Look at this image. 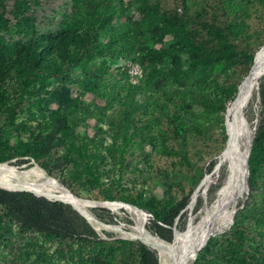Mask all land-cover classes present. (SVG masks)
<instances>
[{"label":"trees","instance_id":"obj_1","mask_svg":"<svg viewBox=\"0 0 264 264\" xmlns=\"http://www.w3.org/2000/svg\"><path fill=\"white\" fill-rule=\"evenodd\" d=\"M6 1L12 3L8 12L21 27V33L27 36L29 49L27 60L10 62L0 75V105L10 101L7 109L14 118L21 110L18 98L30 86L36 93L49 94L57 104L49 114H40L36 124L24 131L26 152L47 174L69 188H72L71 180L93 178L103 191L99 200L120 199L141 207L130 196L120 193V180L110 176V169L137 168L138 158L150 166L154 152L185 153L184 143L188 144V140L184 131L191 100L185 90L186 73L218 62L231 64L245 58L243 52L235 49L234 37V24L245 22V12L235 13L229 20L226 9L222 17L215 13L221 6L211 8L210 12L201 7L195 13L189 0H135L140 18L134 21L133 28L121 34L120 47L124 56L137 59L145 66V76L143 84L118 81L102 84L105 103L113 106L115 102V107L121 111L122 119L115 121L109 118L105 108H91L74 95L64 69L66 64H79L98 52L114 53L110 49L114 44L112 40L99 38L100 30L109 24L112 0H66L69 10L65 8L57 22L58 28L50 34L42 31L32 17L34 7L45 0H0V25L7 23L4 17L7 11L1 8ZM220 2L225 8L222 0L214 4ZM54 33L61 34L60 44ZM164 35H169L172 43L153 48L151 44L161 41ZM58 45L64 48L66 64L55 60L53 50ZM179 52L188 56V71L183 68ZM253 58V54L247 58L248 69ZM97 78L99 76L94 75V80ZM258 93L264 116V75L259 81ZM138 95L144 98L139 106L147 107L140 127H136L131 118L139 111V106L132 105ZM194 100L202 102L204 97L197 95ZM92 117L96 120L91 125ZM225 133L227 141L226 127ZM154 137L161 139L158 147L151 144ZM168 140H177V146L167 145ZM2 146L0 142V151ZM254 150L255 142L248 158L250 188L256 174L254 165L262 159ZM215 162L216 159L210 163L208 172ZM225 177L222 169L211 193L219 190ZM104 178L110 179L108 186ZM213 198L211 194L208 202ZM189 201L190 195L187 202L183 199L178 204H161L152 209L151 223L161 238L173 239L171 226ZM198 203L201 204L199 200ZM245 207L246 202L243 209ZM90 210L99 220H117L113 210L106 207ZM240 217L242 211L238 209L231 228L219 237H209L197 256L204 258L207 264H212L214 259L228 264H264V233L260 232L258 239L248 234ZM103 234L69 203L0 187V264H130L134 258L137 264H160L157 251L145 243L114 237L110 231L103 230ZM207 256L211 258L206 260Z\"/></svg>","mask_w":264,"mask_h":264},{"label":"rangeland","instance_id":"obj_2","mask_svg":"<svg viewBox=\"0 0 264 264\" xmlns=\"http://www.w3.org/2000/svg\"><path fill=\"white\" fill-rule=\"evenodd\" d=\"M189 1L195 13L201 7L210 12L211 8L216 9V6H221V8L217 7L215 13L222 17L224 16L222 12L226 9L229 20L233 19L235 13L245 12L243 14L245 22L242 25L241 23L234 24L236 31L234 36L236 37L235 49L238 52H243L245 58L231 64L218 62L186 73L185 82L188 85L185 90H187V97L191 100L187 108V123L185 124L187 129L184 131L187 134L188 144L184 143L186 147L183 155L181 152L163 154L154 152L150 159V166L144 165V159L138 158L137 168L123 166L121 169L118 167L110 169V176L120 180L122 189L120 193L130 196L132 200L141 206L138 207L146 213H150L152 209L161 204H178L183 199H186L187 202L190 195L189 203L187 205L185 203L186 207L175 217L171 226L173 228V239L174 231H185L190 222H195L200 218L204 206L210 203L208 202L210 195L216 196L218 190L214 192L215 195L211 191L221 175V171H215L214 167L226 146L224 112L228 103L236 95L239 83L250 70L252 64L248 69V56L253 54L254 57L257 50L264 44V0H222L225 8L222 7L221 2L217 5L214 4L216 0ZM11 4L10 1H6L1 7L7 11L4 15L7 23L6 25H0V75L10 62L23 61L28 58L29 41L27 36L21 33V27L15 24L13 15L8 12ZM136 5L135 0L111 1V12L108 14L109 24L100 30L99 38L103 41L112 40L114 44H111L110 49L114 51L113 54L108 53L109 51L98 52L94 57L85 59L79 64H66L63 60L65 52L62 45H58L53 50L56 62L66 64L64 69L67 74V81L72 86L74 95L80 97L81 101L90 105L91 108H105L109 118L115 121L121 118V111H118V108L115 107V102L113 106L105 103L102 84L109 81L143 84L145 76V66L139 63L137 59L124 56L120 47L121 40L119 38L121 34L129 31V28H133L134 21L140 18ZM65 8L69 10V4L66 0H45L43 4L34 7V11L32 10L33 21L42 31H47L50 34L58 28L57 22L60 20ZM53 35L57 37V44H60L61 34L54 33ZM171 43L172 38L169 35H164L161 41L152 43L151 46L153 48L167 47ZM178 54L183 68L188 71L190 61L187 54L185 52H179ZM157 57L160 56L157 55ZM246 69H248L247 72ZM94 75L99 76V78L94 80ZM259 81L250 102L245 108V115L253 130L254 153L256 155L261 154L262 159L260 163L254 165L256 174L253 177L251 188L248 184V190L246 187L239 190L236 209V211L238 209L242 211V217L240 218L248 234L250 233L251 236L256 235L257 239L259 234L264 233V116L263 104L258 93ZM197 95L204 97V101L194 100ZM142 100H144L143 96L138 95L137 102H133L132 105L138 107L142 105ZM18 101L21 110L17 112L14 118L11 117L10 111L7 109L10 101L5 105H0V142L3 145L0 151V163H7L19 170H24L38 164L25 150L27 137L24 131L31 129L36 124L37 118L41 116L40 114H49L56 108L57 104L49 98V94L36 93L32 86L23 92V96L19 97ZM145 109L147 107L143 104V106H139V111L135 115L132 114L131 118L136 127L141 126ZM95 120L92 117L91 125L94 124ZM102 124L107 128V124L103 122ZM160 140L154 137L151 144L158 147ZM166 144L177 146V140H168ZM214 159H216V162L211 171L208 172V166ZM107 162L109 161L107 160ZM222 169L226 172L225 165ZM102 180H104V184L108 183L106 186L109 185L110 179L104 178ZM35 182L41 183L43 180L36 179ZM69 182L72 188L66 187L72 192L73 190L77 191L79 193L77 196L81 198L99 200L103 193L101 186L97 185L96 180L93 178L84 181L71 180ZM207 184H209L208 188H206ZM104 188L107 187L104 186ZM114 188L112 189L115 193ZM194 192H197V196H200L196 203L194 201L192 205H189ZM114 200L123 201L120 199ZM198 200L201 202L200 205ZM245 202L246 207L243 209ZM122 209L113 210L117 215V220H101L112 227L97 231L102 235H104L103 230L110 231L114 233V237L142 242L132 234L137 221L135 213L126 208ZM145 217L144 226L146 230L160 236L151 223L153 218L150 215H145ZM230 228L210 237H219ZM218 243H221V240ZM209 258L211 256H207L206 260H209ZM130 264H137L136 258L131 259ZM189 264H207V262L198 255ZM212 264L228 263L222 259H214Z\"/></svg>","mask_w":264,"mask_h":264},{"label":"bare ground","instance_id":"obj_3","mask_svg":"<svg viewBox=\"0 0 264 264\" xmlns=\"http://www.w3.org/2000/svg\"><path fill=\"white\" fill-rule=\"evenodd\" d=\"M254 56V65L238 85L236 95L228 103L224 112L228 138L214 170L219 172L225 165L226 177L214 199L204 206L200 218L195 222H190L185 231L175 230L173 241H167L146 230L144 213L133 207L124 206L136 215L137 221L132 234L157 251L160 264H189L210 236L230 227L237 209L238 192L243 187L248 190L246 158L250 144L252 146L253 130L248 124L245 108L253 96L260 77L264 74V44ZM36 179H41L43 182L36 183ZM0 183L19 184L39 192L55 194L79 208L97 230L109 227L98 221L89 205L81 203L79 197L75 198L55 178L49 177L37 165L19 170L7 163H0ZM208 186L209 184L206 188ZM196 196L197 192H194L189 205L194 203ZM118 208L121 207L116 206L112 210Z\"/></svg>","mask_w":264,"mask_h":264},{"label":"water","instance_id":"obj_4","mask_svg":"<svg viewBox=\"0 0 264 264\" xmlns=\"http://www.w3.org/2000/svg\"><path fill=\"white\" fill-rule=\"evenodd\" d=\"M255 63V56L253 58V62H252V65L250 67V69L252 68V66L254 65ZM264 75V74H263ZM262 75V76H263ZM249 124V123H248ZM251 130V129H250ZM250 150H251V144H250V147H249V150L247 152V158H246V166H247V175L249 174V163H248V158H249V155H250ZM37 166L41 169H43L39 164H37ZM49 177L51 178H55L59 184L61 186H63L64 188H66L75 198H77L78 196L75 195L69 188H67L58 178L54 177V176H51L48 174ZM0 187L1 188H4V189H8V190H13V191H29V192H32L36 195H39V196H45L47 197L48 199H52V200H62L66 203H69L73 206V208H75L81 215H83L86 220L89 222V224L94 228V225L92 224V222L90 221V219L85 215L83 214L79 208L75 207L71 202L69 201H66V200H63L62 198H60L59 196L55 195V194H47V193H44V192H39V191H36V190H33V189H29V188H26L24 186H21L19 184H1L0 183ZM247 188H248V176H247ZM78 199L81 200V203L83 204H86V205H89L90 207H106L108 209H113L114 207L116 206H119L121 208H125L124 206H127V207H133L137 210H139L140 212L144 213L146 216L147 215H150L149 213H146L143 209L137 207L136 205H132L130 203H126V202H123V201H119V200H91V199H85V198H81L79 197ZM99 222H101L102 224H105L106 226H109V227H112L111 225L107 224V223H104L103 221L99 220ZM97 230V229H96ZM174 235V233H173ZM136 236V235H135ZM137 238H139L138 236H136ZM143 243H145L141 238H139ZM146 244V243H145ZM148 245V244H146ZM149 246V245H148Z\"/></svg>","mask_w":264,"mask_h":264}]
</instances>
